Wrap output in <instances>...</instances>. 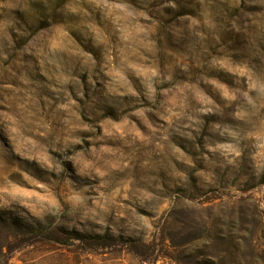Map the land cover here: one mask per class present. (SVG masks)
Segmentation results:
<instances>
[{
	"label": "rangeland",
	"instance_id": "rangeland-1",
	"mask_svg": "<svg viewBox=\"0 0 264 264\" xmlns=\"http://www.w3.org/2000/svg\"><path fill=\"white\" fill-rule=\"evenodd\" d=\"M0 264H264V0H0Z\"/></svg>",
	"mask_w": 264,
	"mask_h": 264
}]
</instances>
